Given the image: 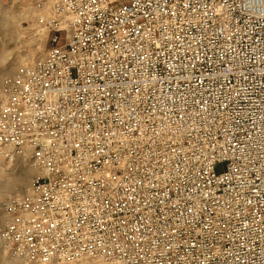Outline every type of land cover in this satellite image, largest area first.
<instances>
[{
	"label": "built area",
	"instance_id": "2783aa9c",
	"mask_svg": "<svg viewBox=\"0 0 264 264\" xmlns=\"http://www.w3.org/2000/svg\"><path fill=\"white\" fill-rule=\"evenodd\" d=\"M0 95L7 250L32 263L264 264V0H47Z\"/></svg>",
	"mask_w": 264,
	"mask_h": 264
},
{
	"label": "rangeland",
	"instance_id": "374dc122",
	"mask_svg": "<svg viewBox=\"0 0 264 264\" xmlns=\"http://www.w3.org/2000/svg\"><path fill=\"white\" fill-rule=\"evenodd\" d=\"M48 15L47 0H0V95L20 66L43 54ZM32 174L33 170L25 163L0 155V264H38L24 261L7 250L1 236L7 219L5 202L26 189ZM81 264L113 263L88 259Z\"/></svg>",
	"mask_w": 264,
	"mask_h": 264
},
{
	"label": "bare ground",
	"instance_id": "6f19581e",
	"mask_svg": "<svg viewBox=\"0 0 264 264\" xmlns=\"http://www.w3.org/2000/svg\"><path fill=\"white\" fill-rule=\"evenodd\" d=\"M16 162H21V161H19V160H16Z\"/></svg>",
	"mask_w": 264,
	"mask_h": 264
}]
</instances>
